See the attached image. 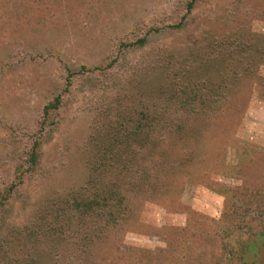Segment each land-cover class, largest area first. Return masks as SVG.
Segmentation results:
<instances>
[{
  "label": "rangeland",
  "instance_id": "1",
  "mask_svg": "<svg viewBox=\"0 0 264 264\" xmlns=\"http://www.w3.org/2000/svg\"><path fill=\"white\" fill-rule=\"evenodd\" d=\"M0 264H264V0H0Z\"/></svg>",
  "mask_w": 264,
  "mask_h": 264
},
{
  "label": "trees",
  "instance_id": "2",
  "mask_svg": "<svg viewBox=\"0 0 264 264\" xmlns=\"http://www.w3.org/2000/svg\"><path fill=\"white\" fill-rule=\"evenodd\" d=\"M191 6V5H190ZM188 89V88H187ZM189 89H190V91H188L187 92V90L185 91V94H187V93H193V92H197L198 90H204V88L203 89H201V88H199V87H197V86H193V87H189ZM195 96V98H197V96L196 95H194ZM208 97H210V95H208ZM199 99H206L207 101H210L211 103H210V105H209V108L211 107V105H212V101L210 100V99H208V98H205L204 96H200L199 97ZM58 104V102H55V103H53V104H51L49 107H47L46 109H47V113L49 112V110L51 109V108H55L56 107V105ZM203 110H206L205 108H202ZM208 118V117H207ZM213 123H215V121L213 122ZM123 144H125V143H121V145L123 146ZM120 151V150H119ZM121 152V151H120ZM130 151H128V148H126V151H125V153H126V155H123V154H125V153H123V152H121V154H122V157H126L125 158V160H122V163L124 162V167L125 168H129L130 167V164H125V163H129V162H132L129 158V153ZM129 155V156H128ZM33 160H35V157L33 158ZM145 179H147V180H149L150 178H145ZM113 184H114V182H112ZM107 193H108V199H110L111 201L113 200V199H115V197H117V195H118V193H119V189L117 190L116 189V186H113V187H110V189L108 190V191H106ZM119 198H121V197H119ZM94 204H96V208H100V206H98V203H95V202H93ZM235 205V204H234ZM113 215H112V212L110 213V215H109V217H112Z\"/></svg>",
  "mask_w": 264,
  "mask_h": 264
}]
</instances>
